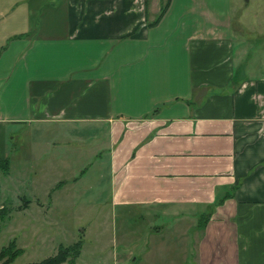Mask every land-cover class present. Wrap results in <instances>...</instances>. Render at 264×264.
<instances>
[{
    "label": "crops",
    "instance_id": "crops-1",
    "mask_svg": "<svg viewBox=\"0 0 264 264\" xmlns=\"http://www.w3.org/2000/svg\"><path fill=\"white\" fill-rule=\"evenodd\" d=\"M254 1L249 18L250 0H0V158L19 125L94 127L116 204L197 218L191 264H264Z\"/></svg>",
    "mask_w": 264,
    "mask_h": 264
},
{
    "label": "rangeland",
    "instance_id": "rangeland-1",
    "mask_svg": "<svg viewBox=\"0 0 264 264\" xmlns=\"http://www.w3.org/2000/svg\"><path fill=\"white\" fill-rule=\"evenodd\" d=\"M257 3L246 4L249 18ZM35 129L19 125L9 171L0 169V249L11 240L22 248L11 261L0 257V264L38 261L78 238L73 264H191L185 255L197 218L116 204L107 153L95 156L103 145L96 128L70 125L57 136ZM56 151L63 154L56 163L65 168H49Z\"/></svg>",
    "mask_w": 264,
    "mask_h": 264
},
{
    "label": "trees",
    "instance_id": "trees-1",
    "mask_svg": "<svg viewBox=\"0 0 264 264\" xmlns=\"http://www.w3.org/2000/svg\"><path fill=\"white\" fill-rule=\"evenodd\" d=\"M9 165V158L7 156L0 158V169L7 171ZM7 208V207H6ZM206 217H201L198 222L199 226H202ZM82 245V239L78 238L71 244L60 245L56 253L44 257L38 261L27 262L24 264H73L80 253ZM22 251V248L16 247L15 241L11 240L6 246L0 249V257L5 256L3 262L11 261L18 253Z\"/></svg>",
    "mask_w": 264,
    "mask_h": 264
}]
</instances>
